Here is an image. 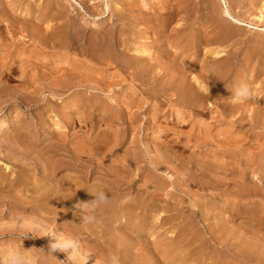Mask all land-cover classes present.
Instances as JSON below:
<instances>
[{"label": "rangeland", "instance_id": "rangeland-1", "mask_svg": "<svg viewBox=\"0 0 264 264\" xmlns=\"http://www.w3.org/2000/svg\"><path fill=\"white\" fill-rule=\"evenodd\" d=\"M263 28L264 0H0V258L264 264ZM241 84L257 98L234 102ZM99 190L111 204L84 223ZM53 233L79 249L49 254Z\"/></svg>", "mask_w": 264, "mask_h": 264}, {"label": "clouds", "instance_id": "clouds-1", "mask_svg": "<svg viewBox=\"0 0 264 264\" xmlns=\"http://www.w3.org/2000/svg\"><path fill=\"white\" fill-rule=\"evenodd\" d=\"M232 98L234 102L239 103L246 100H255L257 97L253 95L247 84H241L232 93ZM144 158L146 162H149V166H153L149 161L146 150L144 152ZM90 194L94 199L90 202L77 204V207L82 210V222L84 223L96 222L99 218L100 212L111 204V197L104 190L90 192ZM51 236H53L54 242L50 244L47 250L49 254L54 255L57 251H67L68 249H73L74 254L80 247L79 241L73 237L55 233L51 234ZM27 238H29V234H25L21 239L24 240ZM26 252L27 250L25 249L12 251L6 257L0 258V264H29L30 258L26 255ZM86 260L87 259H85V264ZM108 264H119V257L115 254L111 255L108 258Z\"/></svg>", "mask_w": 264, "mask_h": 264}, {"label": "bare ground", "instance_id": "bare-ground-1", "mask_svg": "<svg viewBox=\"0 0 264 264\" xmlns=\"http://www.w3.org/2000/svg\"><path fill=\"white\" fill-rule=\"evenodd\" d=\"M175 1V0H174ZM224 4H225V6L223 7V10H222V12L225 14V21H229L227 24H229V23H233V24H239V25H241V26H243V25H247L249 28H253V29H258V27L257 26H253V25H251V24H249L248 22H246V21H243V19L241 20L240 18H238V17H235L231 12H230V10L228 9V7H227V5H226V3L224 2ZM213 12H214V10H213ZM217 12V11H216ZM208 13H206V15H207ZM217 14H220V13H218L217 12ZM216 14V15H217ZM214 16V15H213ZM218 16V15H217ZM209 17V16H208ZM261 18V17H260ZM218 19V18H217ZM213 20V19H212ZM211 20V22H213ZM223 20V19H222ZM220 21V23L221 22H223V21ZM208 22V21H207ZM218 22V21H217ZM217 22H215V23H217ZM214 24V23H213ZM225 24V23H224ZM219 25V24H218ZM212 26V25H211ZM226 26V25H225ZM228 26H230V25H228ZM241 26H239V27H241ZM74 27V26H73ZM84 27V26H83ZM213 27V26H212ZM217 27V26H216ZM260 28V27H259ZM229 29V28H228ZM264 29V28H263ZM263 29H262V31H263ZM84 30V29H83ZM248 30V29H247ZM260 30V29H259ZM229 31V30H228ZM200 32V31H199ZM255 32V31H254ZM229 33L227 32V29L224 27V26H221V27H218V28H216V30H214V32L212 33V34H210V32H208V30H203V32H200V33H195L194 35H193V37H191V39L192 40H190V41H193V43H192V45L190 44L189 46L191 47L192 46V49H193V51L195 52V53H199V52H202V54H203V50H202V48H203V46H202V43H203V45H204V42H202V40H203V38H204V41H205V39L207 38V40H209V41H211V42H218L219 40H221L222 38H225V36H227ZM191 35V34H190ZM95 36V35H94ZM99 36V35H98ZM109 37V36H108ZM237 37V36H236ZM244 38V37H243ZM255 38V37H254ZM187 39H188V37H187ZM187 39H186V41H187ZM228 39V38H227ZM54 40V39H53ZM58 40V39H57ZM146 40V39H145ZM188 40V42H190ZM251 40V39H250ZM254 40V39H253ZM230 41V40H229ZM89 42V41H88ZM187 43V42H186ZM38 44V43H37ZM100 44V43H99ZM92 45V44H91ZM186 45V44H185ZM243 45V44H242ZM241 45V46H242ZM109 46V45H108ZM188 46V47H189ZM210 46V45H209ZM212 46H213V44H212ZM87 47V46H86ZM186 46H184V48H185ZM208 47V46H207ZM108 48V47H107ZM144 48V47H143ZM213 48H214V46H213ZM211 49L210 51H211V54H212V56L214 57V61H215V64L213 65V66H211V67H213L214 69H212L213 70V73H211V75H212V77H213V79H214V76H213V74H215V73H222L223 72V67H222V65H221V62H219V61H221L220 60V58H221V56L222 55H224V54H221V51L220 50H218L217 48H214V49ZM103 49V48H102ZM191 49V48H190ZM221 49V48H220ZM206 50V49H205ZM205 50H204V52H205ZM143 51V50H142ZM141 51V52H142ZM146 51V50H145ZM187 51H189V49L187 50ZM192 51V50H191ZM84 52V51H83ZM117 52V51H116ZM150 52V51H149ZM148 52V53H149ZM190 52V51H189ZM108 53V52H107ZM145 53V52H144ZM143 53V54H144ZM151 53V52H150ZM163 53V52H162ZM178 53V52H177ZM194 53V54H195ZM210 53V52H209ZM83 54V53H82ZM123 54V53H122ZM154 54V53H153ZM152 54V55H153ZM179 54V53H178ZM177 54V55H178ZM190 54V53H189ZM192 54H193V52H192ZM107 55V54H106ZM151 55V56H152ZM161 55V54H160ZM176 55V56H177ZM206 55V54H205ZM207 55H208V52H207ZM228 55V54H227ZM226 55V56H227ZM112 56V55H111ZM163 55H161V57H162ZM192 56V55H191ZM197 56V55H196ZM196 56L194 57V58H196ZM211 56V55H210ZM230 56H232V55H230ZM213 57H212V59H213ZM225 57V56H224ZM223 57V58H224ZM93 58V57H92ZM193 57H192V59H194ZM38 59V58H37ZM138 59V58H137ZM198 59V58H197ZM225 59V58H224ZM5 60V59H4ZM15 60H16V58H15ZM14 60V61H15ZM115 60V59H114ZM118 60V59H117ZM127 60V59H126ZM150 60V59H149ZM204 60V59H203ZM5 61H7V60H5ZM10 62L12 61V59L11 60H9ZM13 61V62H14ZM128 61V60H127ZM147 61V60H146ZM152 61V60H151ZM177 61V60H176ZM193 61L194 60H192V64H193ZM230 61V60H229ZM195 62H197V61H195ZM235 62V61H234ZM149 63V62H148ZM229 63V62H228ZM6 68H12V66L11 65H9L8 66V63L6 62ZM14 64V63H13ZM124 64V63H123ZM150 64H151V62H150ZM173 64V63H172ZM176 64V63H175ZM191 64V63H190ZM192 64H191V66H192ZM196 64V63H195ZM236 64V63H235ZM234 64V65H235ZM34 65V64H33ZM183 66V65H182ZM189 66V65H188ZM188 66H187V69H188V71H189V68H188ZM191 66H189L190 67V70H191ZM193 66L195 67V65L193 64ZM192 66V67H193ZM224 66H225V64H224ZM233 66V65H232ZM243 66H245V65H243ZM4 67V66H3ZM1 68V69H4V68ZM16 67V66H15ZM126 67V66H125ZM10 69H8L9 71H10ZM125 69V68H124ZM128 69V68H127ZM186 69V70H187ZM197 70L199 69V67L198 68H196ZM225 69V68H224ZM7 70V71H8ZM19 70V69H18ZM17 70V71H18ZM23 70H24V68H23ZM22 70V71H23ZM87 70V69H86ZM195 70V69H194ZM14 71V70H13ZM21 71V72H22ZM26 71V74H27V70H25ZM132 71V70H131ZM184 71V70H183ZM191 71H193V70H191ZM202 71V70H201ZM6 72V71H5ZM195 72V71H194ZM200 72V71H199ZM230 72V71H229ZM228 72V73H229ZM0 73H2V75H3V70H0ZM197 73V75H198V72H196ZM209 73V74H210ZM237 73V72H236ZM239 73H240V71H239ZM128 74V73H127ZM202 74H204V72L202 73ZM189 75V74H188ZM227 75H229V74H226V76ZM239 75H242V73L241 74H239ZM21 76H22V74H21ZM199 76V75H198ZM250 76V75H249ZM252 76V75H251ZM24 77V76H23ZM26 77V76H25ZM151 77V76H150ZM149 77V78H150ZM193 77V76H192ZM205 77H207V75H205ZM211 77V78H212ZM228 77V76H227ZM235 77V76H234ZM241 78H242V76H240ZM189 78V77H188ZM194 78V77H193ZM199 78V77H198ZM226 78V77H225ZM236 78H238V77H236ZM18 79V78H17ZM195 79V78H194ZM227 79V78H226ZM240 79V78H239ZM244 79V78H243ZM242 79V81H244ZM34 80V79H33ZM192 80V79H191ZM212 80V79H211ZM218 80V79H217ZM220 80H223V79H220ZM224 81V80H223ZM257 81V80H256ZM192 82V81H191ZM193 82H195V80L193 81ZM196 82H197V80H196ZM233 82H234V80H233ZM201 83V82H200ZM199 83V84H200ZM196 86H198V83L197 84H195ZM201 86L200 87H202V84H200ZM39 86H40V84H39ZM199 87V86H198ZM198 87H197V89H198ZM200 87H199V89H200ZM5 89V88H4ZM23 90V89H22ZM160 92V91H159ZM201 92V91H200ZM29 93V92H28ZM202 93V92H201ZM185 95H187L188 96V98L189 99H191V100H199V94L197 93V91L195 90V89H193V88H186V90H185ZM164 96H166V95H164ZM170 96V95H169ZM256 96V95H255ZM186 100V99H185ZM88 102V101H87ZM188 102H190V101H188ZM249 102V101H248ZM184 103V102H183ZM190 104V103H189ZM252 104V103H251ZM190 105H192V104H190ZM198 106V105H197ZM197 108V107H196ZM200 108V107H199ZM204 109V108H203ZM239 109V108H238ZM240 112V111H239ZM259 114V113H258ZM82 142V141H81ZM80 143V142H79ZM48 144V143H47ZM53 145V144H52ZM47 147V146H46ZM22 155V154H21ZM18 156V155H17ZM64 157V156H63ZM76 161V160H75ZM60 162V161H59ZM56 163V162H55ZM54 163V164H55ZM69 164V163H68ZM75 164V163H74ZM45 165H47V164H45ZM49 165V164H48ZM66 165V164H65ZM50 166V165H49ZM51 167V166H50ZM59 168H61L60 166L58 167V169ZM56 170H57V167H56ZM71 170V169H70ZM54 172H56V171H54ZM57 172H58V170H57ZM45 173V172H44ZM59 173V172H58ZM55 175V174H54ZM101 179V178H100ZM104 181V180H103ZM56 189V188H55ZM118 192V191H117ZM53 196V195H52ZM54 199V198H53ZM56 203V202H55Z\"/></svg>", "mask_w": 264, "mask_h": 264}]
</instances>
